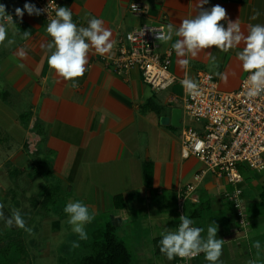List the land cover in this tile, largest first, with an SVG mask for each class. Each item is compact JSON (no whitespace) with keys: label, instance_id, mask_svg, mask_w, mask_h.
Here are the masks:
<instances>
[{"label":"crops","instance_id":"crops-1","mask_svg":"<svg viewBox=\"0 0 264 264\" xmlns=\"http://www.w3.org/2000/svg\"><path fill=\"white\" fill-rule=\"evenodd\" d=\"M55 1L58 7L72 11L78 27H87L93 17L102 19L112 33L113 48L101 55L91 47L86 71L75 78L74 86L49 68L51 53L46 45L51 37L42 17L25 13L18 18L15 9H23L24 0H0L6 13L0 16V23L7 28L6 39L0 43V183L10 177L29 181L41 177L43 187H59L58 195H64L67 204L73 202L72 197L85 204L94 217L109 220L123 236L131 264H175V258L167 260L155 242L165 228L176 230L177 192L203 166L193 157L182 156L179 129L187 119L170 100L183 96L181 81H195L200 71L214 75L221 91L237 90L248 74L237 58L244 42L228 51L211 46L196 57H177L172 44L179 37L173 35L161 50L172 49L170 71L177 82L156 92L142 82L137 71L116 75L103 57L113 55L120 35L142 24L164 20L178 28L184 19L197 14L198 0ZM131 2L144 4L147 10L133 15ZM215 5L226 10V19L219 22L225 27L228 21L237 20L247 35L249 25H264V0H209L203 7ZM9 40L14 43L9 44ZM21 48L26 51L23 57L19 55ZM184 58L190 59L187 69L178 63ZM34 125L42 142L36 155L53 153L49 176L32 173L37 156L28 144L35 138L37 148L39 139L32 133ZM145 162L152 164L149 188L143 177ZM240 172L246 228L238 226L226 197L232 186L212 174L198 184L194 201L185 202L184 215L194 221V227L205 229L202 236L210 223L217 226L216 237L223 240L219 264H264V170L255 172L243 166ZM2 187L3 197L14 196L12 185L10 188L3 182ZM191 264L208 262L200 253Z\"/></svg>","mask_w":264,"mask_h":264},{"label":"built area","instance_id":"built-area-1","mask_svg":"<svg viewBox=\"0 0 264 264\" xmlns=\"http://www.w3.org/2000/svg\"><path fill=\"white\" fill-rule=\"evenodd\" d=\"M24 2L46 9L47 12L40 16L47 25L56 18L58 5L55 0ZM146 10L147 7L139 2L129 4V11L133 15H141ZM166 26V22L160 20L125 32L118 37L113 55L103 57V61L118 76L137 71L142 82L152 90L159 92L168 89L177 82L170 71L173 51L170 47L161 50L164 42L155 39V31H165ZM141 30H144V35L139 38ZM248 76L249 73L240 81L237 90L224 92L219 89L214 75L200 71L195 79L198 84L196 94H188L184 90L183 96L170 100L179 106L185 119L196 124V127H191L184 123L179 129L182 156L193 157L203 166L192 181L177 192L179 217L184 214L185 202L194 201L198 184L207 174H212L225 178L232 186L226 197L233 206L237 224L242 229L248 225L240 188V168L244 166L255 172L264 170V94L253 98L246 95ZM35 142L33 138L30 151L35 150ZM191 261L177 257L175 264H191Z\"/></svg>","mask_w":264,"mask_h":264},{"label":"clouds","instance_id":"clouds-1","mask_svg":"<svg viewBox=\"0 0 264 264\" xmlns=\"http://www.w3.org/2000/svg\"><path fill=\"white\" fill-rule=\"evenodd\" d=\"M208 3L209 0H198V11L194 17L184 19L178 28L169 23L165 31H155V39L167 43L173 35L179 37L172 44L177 57H196L199 51L211 46L228 51L243 41L244 48L237 53V58L243 71L249 73L246 95L253 98L264 94V25H249L245 35L237 20L228 21L227 27L219 23L226 19V10L220 5L204 8L203 5ZM133 7L136 10L134 5ZM43 12H47L46 9L37 8L32 3H25L23 9H15L16 16L21 19L25 13L29 16H40ZM5 14V6L0 4V16ZM55 16L56 18L51 19L46 28L47 34L51 37V41L46 45V49L51 53L47 62L50 69L65 81H72L75 86V78L82 77L86 71L89 49L94 47L101 55L110 52L113 48V42L110 40L112 33L103 26L102 19L95 17L88 20L87 27H78L73 22L72 11L67 7H57ZM7 17L13 23L12 17L10 15ZM255 18L253 16V19ZM143 35L144 30L139 31V38ZM6 36L7 28L5 24L0 23V43L5 41ZM27 36L28 33L25 32L24 37ZM8 43L12 44L14 41L9 40ZM19 55L25 56L26 51L21 48ZM211 60L214 65L215 57ZM178 63L187 69L190 59H179ZM217 75L222 76L220 73ZM222 78L226 79L223 76ZM181 85L188 94H196L198 91V84L190 78L183 79ZM2 209L3 205H0V223L7 227L25 228V220L18 210L6 217ZM63 211L68 217L67 223L71 226V231L81 240L87 239L85 226L94 219L89 213V208L82 202L75 201L68 203ZM179 221L175 231H167L165 228V231L160 233L159 252L169 261L177 257L191 261L203 253L208 264H219L223 240L216 237L217 226L213 227L214 223H210L206 229V236H202L201 233L205 229L194 227V221L190 217L183 214ZM256 247H260L259 243Z\"/></svg>","mask_w":264,"mask_h":264},{"label":"rangeland","instance_id":"rangeland-1","mask_svg":"<svg viewBox=\"0 0 264 264\" xmlns=\"http://www.w3.org/2000/svg\"><path fill=\"white\" fill-rule=\"evenodd\" d=\"M187 125L196 127V124L189 120ZM2 170L5 172L6 168ZM9 179L0 183V205H3L2 211L6 217L18 210L25 220V228L7 227L0 223V235H7L12 239L19 237L25 245L26 253L16 264H76L79 257L88 253V244L103 227L102 218L94 217L92 222L85 226L87 239L81 240L67 223L68 217L63 211L67 205L64 195L63 198L59 195L55 197L53 208L50 207V212L45 213L40 207L44 194L43 178L38 177L34 181L22 177L21 180H18V177ZM3 182L10 188L14 187V196H2L5 192ZM71 200L75 202L72 197ZM116 235L124 240L119 233Z\"/></svg>","mask_w":264,"mask_h":264},{"label":"trees","instance_id":"trees-1","mask_svg":"<svg viewBox=\"0 0 264 264\" xmlns=\"http://www.w3.org/2000/svg\"><path fill=\"white\" fill-rule=\"evenodd\" d=\"M32 133L39 138L35 154H33L37 156V159L32 173L36 175L44 173V175L49 176L51 174L50 165L53 153L48 151L43 155H36L42 143L40 139L41 133L37 125L32 127ZM143 177L146 187L149 188L152 181V164L150 162H145L143 165ZM59 191L57 185L43 187L42 192L44 194L41 207L45 213L50 212V207L53 208V205L56 203L55 197H58ZM159 240L155 242L157 247ZM87 248L89 249L88 253L79 257L76 264H131L132 262L128 249L124 242L116 235V230L109 220H104L103 227L93 237ZM25 253V245L19 237L12 239L7 235H0V264H16Z\"/></svg>","mask_w":264,"mask_h":264}]
</instances>
